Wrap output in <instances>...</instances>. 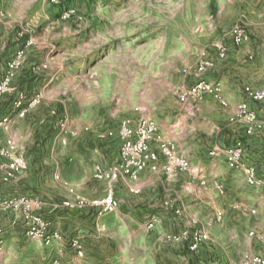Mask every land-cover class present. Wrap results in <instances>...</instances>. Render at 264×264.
Listing matches in <instances>:
<instances>
[{"label":"crops","instance_id":"0c3cea01","mask_svg":"<svg viewBox=\"0 0 264 264\" xmlns=\"http://www.w3.org/2000/svg\"><path fill=\"white\" fill-rule=\"evenodd\" d=\"M179 37L173 45L176 49L173 58L179 61L172 67L167 63L164 68L158 65L155 79L168 80L170 73H182L188 65L185 56L190 48L198 53L208 50L205 47L209 44L190 43L185 33ZM210 48L211 54L207 53L215 56L216 66L207 77L222 83V99L206 96L197 102L176 101L170 105L158 104L153 95H147L142 100L139 98L132 115L128 116L156 120L162 140L173 142L188 154L199 172L167 174L147 167L136 180L125 176L113 182L96 178L97 166L108 169L119 159L120 120L109 124V117L103 111L89 122H73L68 144L53 155L52 162L57 164L61 177L56 179L54 174L52 184L45 173L44 157L36 162L29 159V170L5 181L7 159L0 153V225L7 231L0 264H241L248 255L259 252L264 256V242L260 240L264 232L250 229L247 235L249 224L264 217V185L248 184L244 172L231 168L223 153V148L235 141H244L248 161L254 165L257 175L264 177V130L248 135L246 124L238 117L239 105L244 100L242 83L264 87V69L256 62L243 59L244 48L231 47L224 59ZM24 76L11 77L13 93L9 96L16 100L0 112V131L8 129L9 138H13L9 129L12 122L25 117L31 108L25 116H19L18 94L30 92L27 83L22 81ZM136 76L140 77V72ZM37 93L38 90L32 97L39 96ZM30 100H25L26 105ZM13 105L18 109L15 115L10 113ZM251 105L264 117L263 104L252 101ZM5 117L10 119L7 128L1 124ZM7 140L11 139H6V143ZM153 144L158 143L153 141ZM67 169H71V175L66 174ZM219 182L224 184L225 191L218 188ZM110 187L119 207L105 212L95 201L106 196ZM77 196L85 201L82 208L62 204ZM20 197L37 202V210L52 219L54 229L60 233L59 239L47 245L27 235L21 210L9 204L10 200ZM166 201L174 203L182 213L177 215L168 210ZM153 215L157 220L150 228L148 221ZM186 227L207 228L210 239L198 250H191L179 238ZM74 240L81 243L83 257L72 246Z\"/></svg>","mask_w":264,"mask_h":264},{"label":"rangeland","instance_id":"374dc122","mask_svg":"<svg viewBox=\"0 0 264 264\" xmlns=\"http://www.w3.org/2000/svg\"><path fill=\"white\" fill-rule=\"evenodd\" d=\"M236 26L247 33L241 46L232 39ZM180 33L190 43L209 44L220 59L227 58L231 47L244 48L243 59L264 69V0H0V83L8 74L17 79L26 75L22 81L30 92L18 95L24 94L25 100H32L37 90L39 95L28 114L12 122L13 138L6 135L8 129H1L0 153L7 148L6 139H11L7 141L16 144L15 152L26 157L24 172L29 170V159L36 162L44 157L52 184L59 173L53 155L68 144L64 130L71 132L74 121L89 122L103 111L114 125L132 115L139 98L147 95L158 104L180 102V93L197 79L198 64L208 58L215 61L209 46L205 48L210 54L190 48L182 73L155 79L158 65L172 67L179 61L173 58V45ZM217 42L227 48L224 57L215 47ZM19 54L20 65L10 70L8 64ZM211 70L203 76L209 79ZM242 85L244 91L251 84ZM12 91L10 82L6 92H0V112L16 100L9 96ZM16 109L13 105L10 113L15 115ZM66 174L71 175V169ZM217 185L224 190L222 182ZM249 225L247 235L250 229L263 233L264 217ZM195 228L201 227L183 229Z\"/></svg>","mask_w":264,"mask_h":264},{"label":"built area","instance_id":"2783aa9c","mask_svg":"<svg viewBox=\"0 0 264 264\" xmlns=\"http://www.w3.org/2000/svg\"><path fill=\"white\" fill-rule=\"evenodd\" d=\"M231 34L236 45H243L247 39L246 30L241 26L234 27ZM215 47L221 57L226 55L227 48L224 43L217 42L215 43ZM20 57L21 54H19L17 60L8 64L10 70H14L20 65ZM214 67L215 61L212 59L208 58L202 60L197 66L196 81L189 88L180 93V100L183 102H197L206 96L222 99L224 89L221 82L212 81L203 76L204 73ZM10 82L11 77L10 74H8L0 83V92H6ZM244 95L245 99L238 108V117L246 124V134L252 135L257 131L261 132L264 130V117H262L251 105L252 101L264 103V87L256 88L251 85H246L244 88ZM24 98V94H21L16 101V106L21 108L19 116H25L29 108L39 101V97L37 96L32 98L26 105ZM9 121V117H5L1 124H4V127L7 128ZM64 132L69 136L72 135V133L66 129ZM118 137L119 159L108 169L97 166L95 172L96 178L113 182L121 176H125L136 180L139 177V173L147 167L152 170L161 169L167 174H194L199 172L197 166L193 164L184 151L177 148L173 142L162 140L159 134V124L152 118L141 116L135 119L132 117L122 119L118 126ZM153 141H157V146L153 144ZM15 147L16 144L14 142L8 141L7 148L1 153L7 159L3 176L5 181H9L18 173L23 172L27 167L24 155L16 153ZM213 153H215V151H212V154ZM225 159L231 168L244 172L248 184L254 186L264 185V178L257 175L254 165H252L246 157L244 141L238 140L228 146L225 151ZM59 176L60 175L57 173L56 178H59ZM218 188L222 190V185H219ZM136 191L139 190L136 189ZM95 203L105 212L116 211L119 207V201L114 196L113 187L109 188L106 196L97 199ZM164 203L165 207L175 214L179 215L182 213V209L175 208L174 203L170 201ZM9 204L21 210V216L27 228L26 233L29 237L40 239L47 245H51L55 239L61 237L60 233L54 229L52 219L37 210L36 201L27 197H20L10 200ZM62 204L68 208L78 209L85 205V201L82 197L77 196L75 200L66 199ZM156 220L157 216H151L148 221V227H154ZM6 232V229L0 225V254L4 246V236ZM179 238L186 241L191 250H198L204 242L210 239V232L204 227L183 229L179 233ZM260 240L264 242V237H260ZM72 246L77 247L78 256H84V250L78 240L72 241ZM241 264H264V256L260 254L249 255Z\"/></svg>","mask_w":264,"mask_h":264}]
</instances>
